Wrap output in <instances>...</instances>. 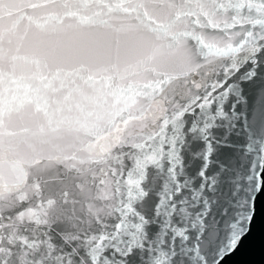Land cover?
<instances>
[{"label":"snow or ice","instance_id":"snow-or-ice-1","mask_svg":"<svg viewBox=\"0 0 264 264\" xmlns=\"http://www.w3.org/2000/svg\"><path fill=\"white\" fill-rule=\"evenodd\" d=\"M262 73L264 0H0V264H220L264 188Z\"/></svg>","mask_w":264,"mask_h":264},{"label":"water","instance_id":"water-1","mask_svg":"<svg viewBox=\"0 0 264 264\" xmlns=\"http://www.w3.org/2000/svg\"><path fill=\"white\" fill-rule=\"evenodd\" d=\"M261 80H264V73L261 74V79H258L255 84H259ZM255 84L249 88L251 92L255 87ZM237 143H240L239 141ZM203 145L197 144L192 146V151L202 148ZM224 150H218L216 158L219 159L222 156ZM186 165L188 166V172L191 175H195L201 167V159H193L187 152ZM241 154L239 152L234 153V160L240 159ZM155 187V185H150ZM155 204V193L149 197L143 206L149 214H151L152 207ZM221 221V227H223V219L217 217ZM220 264H264V188H262L260 194L256 200V213L252 219L250 231L241 239L239 245L230 255L226 256Z\"/></svg>","mask_w":264,"mask_h":264}]
</instances>
